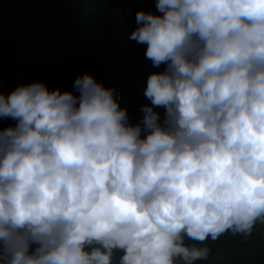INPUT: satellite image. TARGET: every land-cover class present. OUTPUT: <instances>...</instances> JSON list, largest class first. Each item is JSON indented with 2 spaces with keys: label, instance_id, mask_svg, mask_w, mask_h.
Masks as SVG:
<instances>
[{
  "label": "clouds",
  "instance_id": "obj_1",
  "mask_svg": "<svg viewBox=\"0 0 264 264\" xmlns=\"http://www.w3.org/2000/svg\"><path fill=\"white\" fill-rule=\"evenodd\" d=\"M156 8L139 123L89 74L0 92V264H196L264 224V0Z\"/></svg>",
  "mask_w": 264,
  "mask_h": 264
},
{
  "label": "trees",
  "instance_id": "obj_2",
  "mask_svg": "<svg viewBox=\"0 0 264 264\" xmlns=\"http://www.w3.org/2000/svg\"><path fill=\"white\" fill-rule=\"evenodd\" d=\"M138 11L160 14L156 0H0V92L3 89L43 83L78 95L73 82L89 74L127 110L129 123H139L147 78L163 72L153 67L146 45L130 40L137 28ZM154 107L164 118V109ZM12 118H0V129L14 126ZM197 247L207 246V261L196 264H264V233L227 232ZM120 255V253H117Z\"/></svg>",
  "mask_w": 264,
  "mask_h": 264
},
{
  "label": "rangeland",
  "instance_id": "obj_3",
  "mask_svg": "<svg viewBox=\"0 0 264 264\" xmlns=\"http://www.w3.org/2000/svg\"><path fill=\"white\" fill-rule=\"evenodd\" d=\"M14 89L8 88V89H3L1 92H3L5 95H8L10 92H12ZM255 230L260 231L261 233H264V224L257 223L254 228ZM243 235V234H242ZM245 236V235H243Z\"/></svg>",
  "mask_w": 264,
  "mask_h": 264
}]
</instances>
